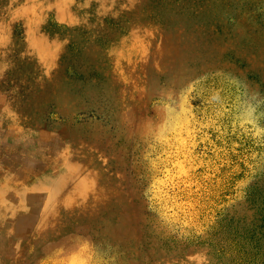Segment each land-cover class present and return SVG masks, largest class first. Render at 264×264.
I'll list each match as a JSON object with an SVG mask.
<instances>
[{
	"label": "rangeland",
	"instance_id": "obj_1",
	"mask_svg": "<svg viewBox=\"0 0 264 264\" xmlns=\"http://www.w3.org/2000/svg\"><path fill=\"white\" fill-rule=\"evenodd\" d=\"M0 264H264V0H0Z\"/></svg>",
	"mask_w": 264,
	"mask_h": 264
}]
</instances>
